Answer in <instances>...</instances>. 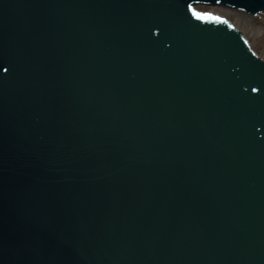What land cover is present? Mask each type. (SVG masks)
Listing matches in <instances>:
<instances>
[{
  "label": "water",
  "instance_id": "obj_1",
  "mask_svg": "<svg viewBox=\"0 0 264 264\" xmlns=\"http://www.w3.org/2000/svg\"><path fill=\"white\" fill-rule=\"evenodd\" d=\"M199 3L264 12L0 0V264H264V59Z\"/></svg>",
  "mask_w": 264,
  "mask_h": 264
},
{
  "label": "rangeland",
  "instance_id": "obj_2",
  "mask_svg": "<svg viewBox=\"0 0 264 264\" xmlns=\"http://www.w3.org/2000/svg\"><path fill=\"white\" fill-rule=\"evenodd\" d=\"M195 6L201 10L217 12L230 19L248 37L254 51L264 59V12L251 15L203 3Z\"/></svg>",
  "mask_w": 264,
  "mask_h": 264
},
{
  "label": "snow or ice",
  "instance_id": "obj_3",
  "mask_svg": "<svg viewBox=\"0 0 264 264\" xmlns=\"http://www.w3.org/2000/svg\"><path fill=\"white\" fill-rule=\"evenodd\" d=\"M209 15H211V14H209ZM198 18H202V17H199V14H198ZM212 19L219 20V19H221V18L218 17V16H213Z\"/></svg>",
  "mask_w": 264,
  "mask_h": 264
}]
</instances>
